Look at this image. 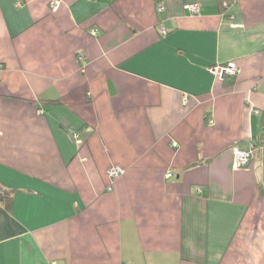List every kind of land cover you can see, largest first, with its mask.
Returning <instances> with one entry per match:
<instances>
[{"label": "crops", "instance_id": "0c3cea01", "mask_svg": "<svg viewBox=\"0 0 264 264\" xmlns=\"http://www.w3.org/2000/svg\"><path fill=\"white\" fill-rule=\"evenodd\" d=\"M53 1L0 0V264H264V0Z\"/></svg>", "mask_w": 264, "mask_h": 264}, {"label": "built area", "instance_id": "2783aa9c", "mask_svg": "<svg viewBox=\"0 0 264 264\" xmlns=\"http://www.w3.org/2000/svg\"><path fill=\"white\" fill-rule=\"evenodd\" d=\"M59 5V1H53L51 3V6L53 9H56ZM164 6L160 5L158 7V11L162 12L164 10ZM185 8L187 10H189L192 14H199L200 10H201V6L198 3H194V4H188L185 6ZM94 34H96V31H93ZM165 33V32H164ZM239 71V67L237 66V64L234 61L228 62L226 65L224 66H219L216 69V73L221 77V78H225V77H234L237 75ZM172 145L174 147L178 146V143L176 141L172 142ZM233 169L235 170H239L241 168L247 167L251 161L252 158V151L250 150H244L241 149L240 147L234 146L233 147ZM125 168L120 166V165H115L112 166L109 171V178L111 180V184L108 186V190H112V184L119 179L120 177H122L125 174ZM173 175L172 172H168L167 176L171 177Z\"/></svg>", "mask_w": 264, "mask_h": 264}, {"label": "trees", "instance_id": "16d2710c", "mask_svg": "<svg viewBox=\"0 0 264 264\" xmlns=\"http://www.w3.org/2000/svg\"><path fill=\"white\" fill-rule=\"evenodd\" d=\"M227 1H230V0H227ZM52 7V6H51Z\"/></svg>", "mask_w": 264, "mask_h": 264}]
</instances>
